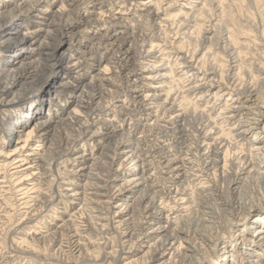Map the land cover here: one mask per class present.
I'll list each match as a JSON object with an SVG mask.
<instances>
[{"label": "bare ground", "instance_id": "obj_1", "mask_svg": "<svg viewBox=\"0 0 264 264\" xmlns=\"http://www.w3.org/2000/svg\"><path fill=\"white\" fill-rule=\"evenodd\" d=\"M165 1L19 0L11 9L5 3L0 4V46L13 43L25 52L20 57L16 56L20 53L13 52L10 60H0V100L7 105L15 103L25 90H17L20 84L37 71L48 74L52 69L63 70L68 78L57 85L58 94L74 90L71 101L59 107L62 111L59 119L41 120L42 112L36 109L43 106L39 100L32 104L33 108L29 106L26 114L8 118L11 129L5 140L6 122L0 121L4 141L0 147L16 146L11 153L0 150L3 159L0 192L7 187L4 184H10L6 194L12 195L17 212L28 219L26 224L39 223L31 228L28 239L53 253L61 264H91L93 255L89 250L101 236L113 243L111 251L104 255L108 264L193 263L208 253V247L216 256L217 246L234 237L232 225L236 220L229 217L244 214L250 206L243 202L245 186L264 179V145L257 143L248 153H238L251 139L250 134L256 136L252 142L258 141L257 130L264 122V83L261 81L264 64L257 69V74L250 75L243 74V68L238 67L235 76H231L233 67L219 74L218 68L223 65L212 64L202 68L207 82L183 87L181 91L166 90L159 80L170 79L172 75L161 74L154 65L153 71H144V65L156 58L153 55H162L159 62L166 72H170L166 66L175 55L190 83L193 79H203L194 61L198 50L203 57L208 53L207 57L213 60L220 50L227 62H239L241 51L231 30L216 31L209 27L202 28L201 38L196 41L199 49L188 56L186 47L192 46L195 31L190 32L191 20L204 17L206 7L215 0H175L166 8ZM179 1H186L182 6L191 12L172 16L169 11L179 6ZM57 4L61 6L55 10ZM134 6L137 9L132 12ZM89 9L99 10V21L93 23L94 27L89 25L78 30L74 20L85 19ZM209 15L211 21L221 16L215 11ZM42 16L50 19L41 21L40 27L31 31L29 25ZM178 16L183 19L178 20ZM137 22H140L139 38L128 34ZM21 25L27 31L22 35ZM42 31L47 32V41L36 45ZM180 36H183L181 44L177 41ZM213 41L222 45H216L217 50L214 47L216 52L207 46L213 45ZM68 42L71 47L62 49ZM87 43L97 52L114 50L109 64L95 75L93 68L100 62L101 53L97 56L93 51L84 50ZM82 72L83 77L74 79L72 74ZM239 78L244 79L243 83L238 82ZM146 85H149L148 92ZM204 88L207 89L204 96L214 94L217 100L224 97L228 102L216 123L210 112L218 109L219 106L214 107L217 103L190 115L191 110L183 111L179 102L180 93L196 95ZM161 92H166L164 102H159ZM59 100L50 99V107L57 108ZM30 118L36 124L25 132L23 129ZM168 132L173 138L164 140L163 134ZM77 150L81 152L74 154ZM152 167L157 173H150ZM158 172L168 175V187L156 181ZM196 184L197 191L192 188ZM261 194L264 198V192ZM195 200L204 204L205 200L215 202L216 207L211 203L208 207L199 204L202 210L209 209V215L226 217L228 224L224 226L229 237L218 232L213 236L212 232L209 238L200 230L208 228L204 225L206 222L210 225L208 229L224 228L219 220L203 218L200 221L207 214L204 210H198L201 217L194 221L197 229L193 231L186 219L193 215ZM8 203L0 195V234L11 222V215L7 213L12 212L14 205ZM47 208L54 214L52 221L44 225L41 216ZM198 211H194L193 218H197ZM263 218L264 214L258 221L262 222ZM17 232L14 229L10 234L11 252L19 254L16 247L32 250L35 246L28 239L15 240ZM186 240L193 243L189 248L184 246ZM261 242L264 245V236ZM227 248V245L223 247L226 257L230 254ZM254 252H243L241 256L247 264H264V253ZM190 253L197 258H192ZM127 256L133 259L124 263ZM204 262L212 263L210 259Z\"/></svg>", "mask_w": 264, "mask_h": 264}, {"label": "rangeland", "instance_id": "obj_2", "mask_svg": "<svg viewBox=\"0 0 264 264\" xmlns=\"http://www.w3.org/2000/svg\"><path fill=\"white\" fill-rule=\"evenodd\" d=\"M18 1L19 0H0V4L5 3L11 9L18 3ZM174 1L175 0H166L163 7H165V8L168 7L169 5L173 4ZM194 1L197 2L198 0H194ZM263 2H264V0H215L214 2L211 3V5H209L210 7L209 6L206 7V9H205L206 13H205L204 17H197L196 16V18H192V20H191L192 21V23H191L192 29L190 30V32L192 30L193 31L195 30V31H194L193 39H191V45L192 46L186 47V51L187 50L189 51L188 56H192L194 54V51L197 50V48H198L197 42L199 41V38H201V34L203 32V29L208 30V29H210L209 27H211V28H216L215 29L216 31L217 30L223 31V29H225L227 31V28H228V30H231V32H232V36H233L234 41L236 40V42L239 43V45H237L239 47V50L241 51V59L239 62H235V60H229L230 62L229 61L227 62L228 59L227 58L225 59V56H224L225 54L223 52H221L220 50H217L218 49L217 46H222V45H218L216 43V41H213L212 42L213 45L210 46V43H209L207 46L212 48V52H216V50L219 52L216 60H213V59L207 57L208 53L206 55L207 58L203 57V53H201L202 51H200V50H198L197 54L195 55V59H194V61H196L195 64L198 66V68L201 71L200 73L198 72L199 73L198 75H199V77L203 78L201 80L193 79V82L188 83L187 82V76L184 75V71H182L180 62L178 60H176L175 55H172V58L170 59L169 65L166 66L167 68L169 67L170 72L172 71V73H170L169 71L166 72L167 70L166 71L164 70L165 67H163V64H161L159 62L162 59V55H160V54L153 55V56H156V58L155 57L151 58L148 61L147 65H144V66H146V67H144V71L147 72L148 69L152 70L153 69L151 67L152 65L158 67L159 71L163 72L161 74L166 73V74H169V76L172 75L171 76L172 78H170V79L164 78L162 80H159V81H161V84H163V86L167 87L166 90H168L169 88H174V89L179 90V91L183 90V87L190 88V87L195 86L197 84H202V83L207 82L206 78H204L202 75V70H203L202 68H207L212 64H216V66H219V65L222 66L223 65L222 68H220V67L218 68L219 74H224L223 72L225 71V69H229L230 67L234 68V70L231 72V76L236 75V71H238V67L243 68V70H244L243 74H249V75L250 74H257L256 73L257 69L258 68L260 69L262 64H264V3ZM185 3H186V1H179V3H178L179 6L171 9L169 11L170 12L169 14H171L172 16H175L178 13H181L182 11H184L186 13H190L191 10L186 9L185 7L183 8L182 5L183 4L185 5ZM256 3H258V4H256ZM194 4H196V3H194ZM60 6H61V4H57L55 6V10H58L60 8ZM190 6L193 7L194 5L192 4ZM191 7H189V8H191ZM221 7H222V9H220ZM136 9H137V7H135V6L132 7V12H133V10L135 11ZM210 9H211V11H210ZM215 9H217V10H215ZM214 11H215V14H218V15H221V12L223 11V14L218 19H216V21H211L209 19L210 18L209 14L214 13ZM194 12H196V11H194ZM98 13H99L98 9L97 10L89 9L88 16L85 19H80V18L75 19L74 23H75L77 29L78 30L84 29L86 26H89V25L93 26L94 25L93 23L98 22L100 19L99 16H97ZM130 16L131 15H128L126 17L130 18ZM45 19L48 20V19H50V17L46 18V16H42L41 19L36 20V23H32L29 25L30 30L33 31L34 29L39 28L41 25V21H43ZM181 19H183V16H178V20H181ZM44 22H46V21H44ZM222 22L226 23L227 25L223 24ZM124 23H126V22H124ZM195 23L198 26H196ZM139 24H140V22H137L136 25L131 28V30L128 32V34L129 35L134 34L133 35L134 37L139 38V33H138L139 32V29H138ZM193 26H194V28H193ZM226 26H228V27H226ZM20 28H21L20 29V35L25 34L27 32L25 30L26 28H24L22 25L20 26ZM217 28H219V29H217ZM131 32H134V33H131ZM46 34H47L46 31L40 32L39 37H38V42H35L36 45H39L41 43V41H44V40L47 41V35ZM160 34L161 33L158 32V36ZM160 36H162V35H160ZM182 38H183V36H180V38L179 37L177 38L178 39L177 41H180V44H181ZM228 43H226V44H228ZM13 45L14 44L11 43L10 45H7V46L6 45L0 46V60H2V61L10 60L11 56L14 53H18V54L20 53L19 55H16L18 57H20L21 54L25 53V52H23L21 46H13ZM69 47H71V46L69 45V42H68V43H66V45L64 44L62 46V49H68ZM133 47H134V45H133ZM214 47L216 50H213ZM84 50L93 51L94 54H96L97 56H99L101 53V52L94 51V49L90 43H87L84 45ZM113 52H114V50L101 53L100 62L96 63L95 67L93 68V74L94 75L97 74L98 72H100L102 69H104L109 64V62H110L109 59L112 57ZM84 74L85 73L82 72L81 74H75L74 73L72 75H73L74 79H79V77H83ZM67 78H68V75H67V73H64L63 70L59 71L57 69L56 70L52 69L48 74H43V73L41 74L40 71H37V72L32 73L31 76H29L23 83L20 84V86L18 87L17 90H21L23 88H25V90L22 91L23 94L21 93V95L18 96V99L16 100L15 103L13 102V103H10L7 105L4 101L0 100V121L4 120V122H6V123H4V127L6 126V128L3 130V132H5V134H4V136H3V134L0 135V145H1V143L4 142L2 139V136L4 137V140H5L6 136L9 134L10 129H11V125L9 124L8 118L9 117L10 118L15 117L16 115H19L20 113L22 114V112L26 114L29 111V106H31L33 108L34 105H32V104L35 102L39 103V100L43 102V106L37 107L36 109H40V111L42 112V116L40 118L41 120L48 119V118L53 119L54 117L56 119L60 118V114H62V111H59V107L65 106L66 102L71 101L72 98H70V97L73 94L74 90H68L66 92H62V93L58 94L59 89L56 87L61 81L67 80ZM207 78H209V77H207ZM243 80H244L243 78H239L238 82L243 83ZM180 81H182V82H180ZM261 81L264 83V79H262ZM39 82H40V84H38ZM33 84H35L34 87H33ZM37 85H39V86L37 87ZM148 86L149 85L145 86V91H147V92L150 91L148 89ZM176 87L179 89H177ZM206 91H207V89L204 88L202 90H199L196 93V95H187L186 93H180L179 102L182 105L181 107H183L182 108L183 111L188 110V112H189L191 110L192 113L190 112L189 113L190 115H192L194 113V111H197L198 109H200L197 111L199 113L203 109H209L208 107H211L214 105V103H217L214 107L219 106L218 109L213 110L214 109L213 108V109H211L212 112H210L211 117L213 116L212 117L213 121H215V123H216L219 121L218 120L219 118H217V117L219 116V114L222 111L225 110L228 102L225 101L224 97L221 100H217L215 98L216 96L214 94H212V95L209 94V96H204ZM159 94L162 95L159 102H164L166 99V92H161ZM44 95L47 97L46 99H42L43 97H45ZM202 96H204V97H202ZM53 98H56V99L60 98L59 106L57 108H54L53 106L50 107V104H49L50 99H53ZM263 107H264V104H263ZM69 108H68V111H69ZM177 109L180 110L179 107ZM28 121H29L28 124L23 129L25 132H29V130H32L36 124V120H31V118ZM262 127L264 128V122L261 124L260 129L257 130L260 132L259 135L257 136L258 141L252 142L253 138L255 139L256 136H253V134H250L249 136L252 140L250 139L248 142L245 143V146L242 147L243 150L238 149V153L239 152L248 153L250 151L249 149L252 147V145H255L257 143L264 145V130ZM136 136L138 137V135H136ZM132 138H133V136H132ZM172 138H173L172 133L168 132L166 134H163L164 140H170ZM15 147L16 146L14 144H8L7 148L3 149V147H0V150H3V152H5V153H11L15 149ZM79 152H81V151L77 150L74 154H77ZM25 153H27V152H24L23 154H25ZM2 160L3 159L0 156V161H2ZM132 168H133V165H130V169H132ZM262 171L264 172V164L262 165ZM152 172H156L154 167L150 168V173H152ZM158 174H159V172H158ZM248 176L249 175L247 174L245 177H248ZM167 177H168L167 174L161 173V174L156 176V181L157 182L159 181L161 185H165L168 187L169 183H168V181H166ZM158 178H159V180H158ZM160 179H161V181H160ZM164 181H166V182H164ZM240 181H242V180H240ZM55 183L56 182L53 181L52 186L55 187V185H56ZM4 185H6L7 187L10 186L9 183L4 184ZM7 187L4 186V188H2L4 190V192H0V195L5 197L6 200L9 201L8 205H14L15 201H12V198H11L12 195L6 194L9 192V190H8L9 188H7ZM192 188L197 191V188H199V185L198 184L192 185ZM245 188H244L243 195H242L243 196V202H245L246 205H248L250 203V206L248 207V209L245 210L246 214L244 212V214L242 213V214L236 215L235 217H229L230 219L236 220V224L232 225V228H233L232 229L233 230L232 235L234 237L228 238V241H226V244L224 243L222 245L217 246L218 248L216 250V256H215V254H213L212 248L209 249V247L207 246L208 244L206 243V248L208 247V253L206 255H204V257H202L201 260H198V262H196L194 260L193 263L187 262L186 264H203V262L205 260L209 261V259L212 261L211 264H247V262L244 261L243 257L241 256L243 252H247V251L254 252V251L258 250L261 253H264V245L261 242V237L264 236V218H263L262 222H260V220L258 221L259 216L264 214V198L261 197L262 196L261 193L264 192V179H261L260 181H258L256 183L247 184L245 186ZM228 194L231 196L230 193H228ZM61 200H63V198ZM64 200H66V199L64 198ZM166 201H169V200H166ZM197 201H199V200H195V202L192 205L194 207L195 213L198 210L202 212L204 209L202 210L201 208H202V206H205L206 204H207L206 205L207 207L210 203L212 204L213 207H216L214 201L210 202L208 200H205L206 204H204L202 201H199L197 203ZM199 203L204 204V205L201 206V204H199ZM195 205H197V206H195ZM11 208L13 209L12 212L10 211V213H9V211H8V213H7V214L11 215L10 216L11 222L8 225V227L5 229V231L1 232V234H0V247H1L0 248V258L2 256V258L0 259L1 264H61V261L59 259L54 258L55 256L53 253H51L50 251H46L39 246H36L33 241L28 239L27 234L30 232L31 228L34 225L39 224V223L34 222L33 224H30V223L26 224L28 222V219L20 216V214L16 210L17 205L12 206ZM249 208L251 209L250 213L248 211V210H250ZM22 211L24 212L25 210H22ZM194 211H193V215L195 214ZM199 211H198L199 214L197 215V218H196V216L193 218V215H190L189 218L186 219V220H188L187 224L188 225L191 224V226H192L191 228L192 229L194 228L193 231H196L197 228L194 227V225L196 226V224H195L196 221L199 220L201 217V214ZM204 211H207L206 212L207 214H204V216L201 217L200 221L203 218L204 219L206 218L205 220H207V221L211 220V221L216 222L219 220L221 222V225H223V226H224V224L225 225L228 224L227 219L225 217L226 215H223L225 218H222L221 215H219V216L216 215L217 216L216 217V216H213L212 214L209 215V213H210L209 209H205ZM53 214H54V212H52V210L50 208H47L46 211L43 212L41 218H43V220H44V222H43L44 225H46L48 222L52 221ZM198 217H199V219H198ZM245 217H246V220H245ZM189 221L192 223H190ZM194 221H195V223H194ZM41 222L42 221H40V223ZM44 225H40L41 228H43ZM182 225H184V224L180 223V226H182ZM204 225H205V227L208 226V228L210 226L208 222H206ZM208 228L207 229H205L203 227L200 228V230L203 229V233L207 237H209V235L212 232L214 233L213 236H215V234L217 232H218V235L219 234L224 235V236L228 235V237L230 235L229 231L227 233V226H224V228H221V229L214 228V230H211V228L210 229H208ZM14 229L18 230L16 235H14V238L17 242L26 241L28 239L27 242L28 243L30 242V244H34L35 247L31 248L32 250H30V251H26L25 249H18L16 247V250L19 252V254L12 253L10 250V246L12 245L10 234L13 232ZM260 230H261V232H260ZM193 237L194 236H191V238H193ZM96 242H97V245H95V247H93L89 250L90 254L93 255L91 264H108V261L106 260L104 255H105V253H108L111 251L112 246H113L112 241H107V239L105 237L101 236L100 238L97 239ZM190 243L193 244L190 240H186V241H184V246L189 248ZM226 245L228 246L227 251L230 253L227 257L225 256V250H223V247ZM143 249H145V248H143ZM190 254H191L192 258H197V255L194 256V254H192V253H190ZM68 255H70V254H68ZM131 259H133L132 256H127L124 263L127 261H130ZM73 262H77V260L74 259ZM204 264H205V262H204Z\"/></svg>", "mask_w": 264, "mask_h": 264}]
</instances>
